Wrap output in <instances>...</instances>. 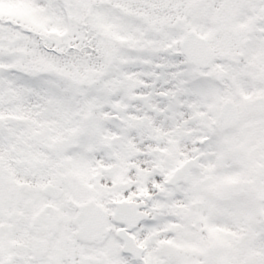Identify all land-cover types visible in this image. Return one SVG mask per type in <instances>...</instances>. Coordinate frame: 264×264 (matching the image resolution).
Masks as SVG:
<instances>
[{
    "label": "snow or ice",
    "instance_id": "6c2138e0",
    "mask_svg": "<svg viewBox=\"0 0 264 264\" xmlns=\"http://www.w3.org/2000/svg\"><path fill=\"white\" fill-rule=\"evenodd\" d=\"M0 264H264V0H0Z\"/></svg>",
    "mask_w": 264,
    "mask_h": 264
}]
</instances>
